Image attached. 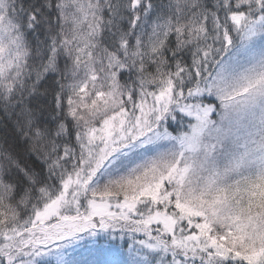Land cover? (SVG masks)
Here are the masks:
<instances>
[{"label": "snow or ice", "instance_id": "1", "mask_svg": "<svg viewBox=\"0 0 264 264\" xmlns=\"http://www.w3.org/2000/svg\"><path fill=\"white\" fill-rule=\"evenodd\" d=\"M0 264H264V0H0Z\"/></svg>", "mask_w": 264, "mask_h": 264}]
</instances>
